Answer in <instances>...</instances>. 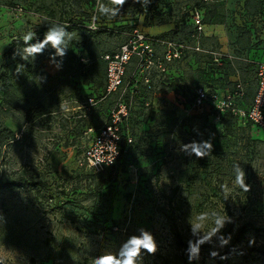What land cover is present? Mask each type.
<instances>
[{"label": "rangeland", "instance_id": "rangeland-1", "mask_svg": "<svg viewBox=\"0 0 264 264\" xmlns=\"http://www.w3.org/2000/svg\"><path fill=\"white\" fill-rule=\"evenodd\" d=\"M128 1L109 18L99 7L113 0H0V71L9 75L0 81V125L15 137L0 147V168L22 184L0 191L3 264H93L141 227L158 241L141 264H160V254L176 260L165 216L170 211L182 226L213 210L231 219L226 225L249 219L264 224V130L246 120H231L226 130L184 101L197 86L224 93L236 80L247 94L238 104H251L254 66L264 63V0H154L181 26L172 38L200 50L184 52L159 80L152 69L136 70L132 59L125 77L134 85L124 93L131 100L122 124L131 143L123 145L112 171L93 175L80 166L119 97L103 96L104 55L115 52L130 29L147 30L144 14H133ZM205 3L219 7L214 22L203 23L198 33L190 12L204 14ZM53 22L74 34L63 66L55 67L60 57L50 62L55 50L47 48L24 61L19 54L25 46L13 42H22L27 31L36 33L34 40L42 37ZM88 97L95 105L88 106ZM37 108L42 114L36 117ZM236 164L246 173L248 192L234 185ZM212 226L209 219L204 229ZM253 237L264 240L251 233L246 240ZM195 264L219 263L200 255ZM221 264H264V258L237 251Z\"/></svg>", "mask_w": 264, "mask_h": 264}, {"label": "built area", "instance_id": "built-area-1", "mask_svg": "<svg viewBox=\"0 0 264 264\" xmlns=\"http://www.w3.org/2000/svg\"><path fill=\"white\" fill-rule=\"evenodd\" d=\"M191 15L199 33L203 26L202 12L200 9L194 8ZM126 34V41L115 52L104 55L106 84L103 96L119 92V97L115 106L110 110L108 121L93 135L79 160L80 166L93 172H100L112 165L119 154L121 136L118 124H121L128 112V103L124 101L123 96H125L124 93L128 86L125 73L129 62L135 59L136 66L134 68L136 70L148 71L155 67L158 71L164 72L166 68L162 60L169 62L179 57L180 48L200 50L197 45L190 47L186 44H177L148 36L137 28ZM158 45L166 46L162 55H158L156 52ZM255 77V94L247 108L237 103V99L244 95L243 84L237 83L233 90L223 94L204 87L196 88L190 109L202 110L204 105L210 104L215 110L213 118L216 120H219L223 111L229 109L238 120L249 121L264 130V63L257 64ZM144 83L148 88H151L148 78H145ZM96 102L95 97H88L86 101L88 106H93ZM127 139L131 141L130 137Z\"/></svg>", "mask_w": 264, "mask_h": 264}, {"label": "trees", "instance_id": "trees-1", "mask_svg": "<svg viewBox=\"0 0 264 264\" xmlns=\"http://www.w3.org/2000/svg\"><path fill=\"white\" fill-rule=\"evenodd\" d=\"M130 3L134 6L133 7L134 10L132 11L133 14L140 13V12L144 14L142 25L144 26L145 29H147L148 27H152V26H161V25H166V24H172V27L168 31L162 32L160 34L149 33V32H147L148 29L146 30V32H142L140 30L142 33H144L148 36H151V37H155L157 39L167 40V41L177 43V44H186L185 42L176 41L172 38V36L174 37L179 33L181 26L173 14L157 10V5H156L154 0H151V2L147 3V4H145L144 0H129L125 5L129 6ZM204 5H205L204 6V14L202 11V18H203L202 21L205 24L213 23L214 18L216 17L217 8L219 7V5L218 4H212V3H205ZM219 20H220V18H219ZM192 21H193V18H192ZM133 29H135V28H133ZM133 29H130L129 32H131ZM99 32L101 33L104 31L99 30ZM40 38L41 37L35 39L33 42H35V43L40 42ZM33 42H29V43H33ZM13 43H16V44L21 43L22 45H24L26 47V44L24 41L13 42ZM165 49H166L165 45L164 46L158 45V47L156 48V52L158 55H162L163 51H165ZM189 49L194 50V48H188V49L187 48H180L179 49V51H180L179 57L174 58L173 60H171L169 62H167L166 60H162L164 63V66L166 68L164 72H160L154 67L152 70L155 73H157V79L159 80L163 74H168L170 72L169 66H171L177 59H180L181 56L183 55V53L188 51ZM224 57H227V56L221 55V60L224 59ZM105 64H106V62H105ZM256 66H254L255 72H256ZM234 73L235 72L232 69L231 74H234ZM129 77L130 76L126 77V79L128 80V86L134 85L133 84V78L132 77L129 78ZM8 80H9L8 72L6 70H4L2 72L0 71V81L3 83H6ZM237 83H241V82L235 80V82H233L231 85L232 87L227 91L233 90ZM143 85L146 87L145 88L146 90H150V88H148L146 86V84H143ZM198 87H204V86H197L196 88H198ZM204 88H207L208 90H211V91L216 90L219 93H221V90H218L216 88H211V87H204ZM195 89L192 91V94L189 97H186L187 100L184 99V101H186L185 105L189 109H190V106H191L193 98H194ZM104 90H105V87H104ZM221 94H223V93H221ZM254 94H255V91L251 95L250 102L252 101ZM246 95L247 94H246L245 89H244V95L242 97L238 98L237 101H241L244 97H246ZM129 100H131V98L128 99L127 96H124L125 102H128ZM190 110L194 111V109H190ZM195 111L200 112L201 113L200 115H204L205 117H208V118H212L214 113H215V110L213 109V107L210 104L204 105L202 110H195ZM40 114H42V111L40 110V108H37L35 110V116L37 117ZM125 119H126V117L123 118L121 124H118V129H119L121 139H120V143H119V154H118L116 160L114 161V163L112 165L106 167L104 170H102L100 172H93L90 170H88V172L92 173L93 175H102L105 172L112 171L117 167V165L119 164V162L121 160L122 154H123L122 153L123 152V148H122L123 145L124 144L129 145V143H131V141H128V139H127V137H129V136L126 134V132L122 128V124H124ZM231 120L234 121V120H238V119L231 113V111L229 109L223 111L221 113V116L219 117V122L223 125L224 129H226V130L230 129ZM249 123H251V122H249ZM14 138H15L14 133L10 129L0 125V147L3 144L8 143L11 140H14ZM102 183H104V180L99 181L98 186H100ZM20 185H22L20 183V181L14 179L12 176H10L9 173H7L5 170L0 168V191L5 190V189H10L12 187H18ZM165 216L167 218V225H168L169 233L171 235L172 243L175 246V249L177 250V255H176V260H173L170 257H167L165 255L160 254V258H161L160 264H195L196 260L190 262L188 260L187 253L185 251V249L188 247V241L189 240H191L193 244L196 243L197 237H196V234H193L191 232V227H190L191 224H187L185 226H182L180 224L179 218L172 211H170V213L165 212ZM205 231H207V230L203 229L200 234L202 235L203 232H205ZM221 232L224 234L225 238H227L228 235L231 234L232 239L229 242V244L225 245L223 248H221L219 245V242L214 237L211 244L208 242H205L204 244H202L200 246L201 247L200 255H203V257H208V258L212 259L213 261H215L219 264H221L223 261H226L231 255H233L237 251H241L244 254L254 253L258 257L264 258V240H261L260 242L256 241L255 244H251V245L249 244V241L246 240V235L248 233H251L254 236L264 237V224H256L253 220L249 219V220H246V221H244V222H242L236 226H233L232 224L225 225V227L223 229H221ZM212 250H216L218 255L215 257L211 256L210 252ZM221 257H224V258L222 259Z\"/></svg>", "mask_w": 264, "mask_h": 264}, {"label": "clouds", "instance_id": "clouds-1", "mask_svg": "<svg viewBox=\"0 0 264 264\" xmlns=\"http://www.w3.org/2000/svg\"><path fill=\"white\" fill-rule=\"evenodd\" d=\"M125 0H113L112 5L101 4L99 11L101 14L107 15L109 18L115 17L120 8L117 5H121ZM145 4L150 3L151 0H144ZM94 27V25H93ZM73 33L68 31L65 24L53 22L47 27V31L40 38V42L35 43L34 37L36 33L33 31H27L21 35L22 40L25 42L23 52L19 55L26 62H31L36 59L38 53H42L45 49H54V52H50V62H55L56 57H60L59 62L55 63V67L60 69L63 66V58L65 57L67 50L69 49V41L73 37ZM33 42V43H29ZM205 150L212 148V143H201ZM204 153H197V155H205ZM234 185H238L245 192L249 191V184L246 183V173L239 165L234 166ZM222 188L227 191V185H222ZM226 199L227 196L225 195ZM213 221L214 226L209 230L200 233L205 228L208 220ZM231 219L225 218L220 212L213 210L210 213H201L197 217L196 222L190 225L191 232L196 234V243L193 244L191 240L188 241V247L185 249L188 260L194 261L200 258L201 245L205 242L212 243L213 238L219 242L221 248L228 245L232 239L231 234L225 238L221 232ZM255 237L249 240V244H255ZM158 249V241L154 232L148 227H141L136 233H133L127 237L115 251L101 252L94 257L93 264H141L146 254H154ZM211 256H217L216 250L210 252ZM222 259L224 257H221Z\"/></svg>", "mask_w": 264, "mask_h": 264}, {"label": "crops", "instance_id": "crops-1", "mask_svg": "<svg viewBox=\"0 0 264 264\" xmlns=\"http://www.w3.org/2000/svg\"><path fill=\"white\" fill-rule=\"evenodd\" d=\"M172 27V24H166V25H161V26H152L148 27L147 31L152 34H160L162 32L168 31Z\"/></svg>", "mask_w": 264, "mask_h": 264}, {"label": "water", "instance_id": "water-1", "mask_svg": "<svg viewBox=\"0 0 264 264\" xmlns=\"http://www.w3.org/2000/svg\"><path fill=\"white\" fill-rule=\"evenodd\" d=\"M0 264H3V263L0 261Z\"/></svg>", "mask_w": 264, "mask_h": 264}]
</instances>
